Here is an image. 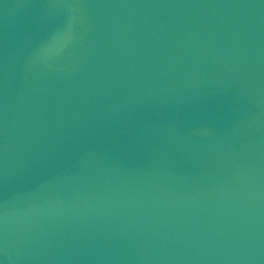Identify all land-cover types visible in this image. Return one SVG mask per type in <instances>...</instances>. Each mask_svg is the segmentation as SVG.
I'll list each match as a JSON object with an SVG mask.
<instances>
[{"label": "water", "instance_id": "95a60500", "mask_svg": "<svg viewBox=\"0 0 264 264\" xmlns=\"http://www.w3.org/2000/svg\"><path fill=\"white\" fill-rule=\"evenodd\" d=\"M0 264H264V0H0Z\"/></svg>", "mask_w": 264, "mask_h": 264}]
</instances>
